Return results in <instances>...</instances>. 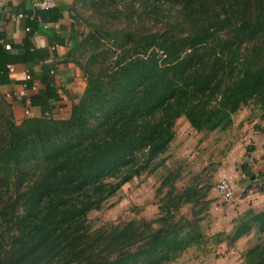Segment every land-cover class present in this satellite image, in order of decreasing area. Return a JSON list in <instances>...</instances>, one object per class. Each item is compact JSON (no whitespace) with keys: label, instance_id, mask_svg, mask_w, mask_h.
<instances>
[{"label":"trees","instance_id":"trees-1","mask_svg":"<svg viewBox=\"0 0 264 264\" xmlns=\"http://www.w3.org/2000/svg\"><path fill=\"white\" fill-rule=\"evenodd\" d=\"M70 10L88 31L65 54L86 80L68 116L29 115L32 105L58 100L48 71L47 100L28 97L20 122L0 94V264L174 262L207 244L211 187L195 176L178 189L181 172L164 156L180 118L203 134L231 131L244 108L264 121V0H73ZM160 168L154 219L91 226L90 212ZM188 206L189 217L181 214ZM233 223L229 245L262 236L264 210ZM242 258L264 264V243Z\"/></svg>","mask_w":264,"mask_h":264},{"label":"rangeland","instance_id":"rangeland-1","mask_svg":"<svg viewBox=\"0 0 264 264\" xmlns=\"http://www.w3.org/2000/svg\"><path fill=\"white\" fill-rule=\"evenodd\" d=\"M76 9L83 19L90 17V11L85 7L78 5ZM83 25L81 26L86 33L87 27ZM234 119L235 129L208 134L196 133L184 118L176 122L175 140L164 156L166 165L170 170H180L181 178L176 182L178 189L189 185L193 178L198 176L200 186L211 187L208 199L212 202L207 212L203 213L205 220L202 222V229L208 238L207 244L204 247L188 249L181 257L168 264H241L242 255L247 249L264 243V235L255 232L230 245L226 239L232 232L233 220L240 216L235 215L239 207L236 201L240 195H244L243 188L249 186L252 181L257 183L264 176V132L259 131L260 127L264 128V121L259 119L258 112L252 108L242 109ZM255 131L258 132L256 141L251 136ZM239 134L241 137L237 139ZM237 142L239 150L234 151L233 147ZM256 145L261 147L258 149L259 153L255 151ZM245 157L251 159V165L247 163L249 161ZM251 166L255 169L252 170ZM162 170L160 168L154 174L143 175L125 184L115 196L108 199L101 210L88 214L91 226L99 228L120 225L132 220L154 219L159 211L160 197L156 196V190L159 187V174H162ZM232 173H236L237 184L241 187L236 190L238 196L232 202L225 203L218 195L216 196L214 188L222 179L231 181ZM248 174L254 175L250 184ZM246 197L243 204L252 199ZM212 199H215V202ZM181 214L189 217L191 214L189 206L182 208ZM215 234L221 235L217 244L210 241Z\"/></svg>","mask_w":264,"mask_h":264},{"label":"crops","instance_id":"crops-1","mask_svg":"<svg viewBox=\"0 0 264 264\" xmlns=\"http://www.w3.org/2000/svg\"><path fill=\"white\" fill-rule=\"evenodd\" d=\"M38 1L0 0V39L10 45L9 50H5L2 48L3 46H0L1 49L6 51V55L0 60V65L5 66L8 70L5 75L0 74V94L9 103H12L17 122L25 118L23 100L26 97L41 93V96L47 100L46 87L42 83L46 71L51 75L53 90L56 91L57 89L58 100H49L44 105H32L29 114L31 116H46L48 114L62 119L67 117L71 105L78 100L86 87V80L80 70L72 63L65 61V54L69 48L77 43L81 39V35L85 33L81 24L73 18L70 10L73 0H56V7L49 12L35 9ZM18 14H22L23 18L18 20L16 18ZM26 50L29 55L25 54ZM26 55L27 57L24 59ZM25 73L31 75L36 90L24 89ZM14 93H17L19 98L14 99L12 97ZM9 94L11 95L8 96ZM235 123L234 119L232 129H235ZM256 132L251 133L254 141L257 139ZM240 137L239 134L237 139H240ZM238 143L233 147L234 151L235 149L239 150ZM260 148L256 145L255 151L259 153ZM253 158L255 159V157ZM245 159L251 165V159L246 157ZM251 169L255 168L251 166ZM247 171L250 170L247 169ZM230 177L232 179L229 182L236 198L238 196L236 190L241 186L237 184L238 177L236 173H232ZM248 177V183L250 184V180L253 179L254 175L248 174ZM258 183L252 181L249 186L244 187L248 188L250 192L240 195V198L238 197L236 202L239 203V207L236 216L247 210H253L254 212L264 210V185ZM214 191L217 196L216 188H214ZM246 196L252 199L243 204V201L247 198ZM215 199L212 200L215 202Z\"/></svg>","mask_w":264,"mask_h":264},{"label":"built area","instance_id":"built-area-1","mask_svg":"<svg viewBox=\"0 0 264 264\" xmlns=\"http://www.w3.org/2000/svg\"><path fill=\"white\" fill-rule=\"evenodd\" d=\"M56 7V0H39L38 3L35 5V9L39 10V11H46V10H51L54 9ZM16 18L18 20H20L21 18H23L22 14H18L16 16ZM0 45L3 46V48L5 50H9L10 49V45L6 44L3 42V40L0 39ZM24 81L25 83H29L30 81H32L31 75L29 73H25L24 74ZM26 84L23 85L24 89L26 90H36V86L35 84H32L31 88H27ZM11 94H9L8 96H10ZM12 97L14 99L19 98V95L17 93L12 94ZM30 99L28 97L25 98V110H24V115H28L29 114V107H30ZM46 116H49L48 114ZM259 184L264 185V176L261 177V179L258 180ZM216 191L218 193L219 198L225 202V203H229L232 202L235 199L234 196V191L232 188L231 183L226 180V179H222L220 180L216 186ZM243 192L244 194L250 192V190L248 188H243Z\"/></svg>","mask_w":264,"mask_h":264}]
</instances>
